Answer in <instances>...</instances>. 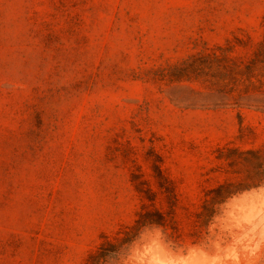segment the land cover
Returning <instances> with one entry per match:
<instances>
[{
    "label": "rangeland",
    "instance_id": "rangeland-1",
    "mask_svg": "<svg viewBox=\"0 0 264 264\" xmlns=\"http://www.w3.org/2000/svg\"><path fill=\"white\" fill-rule=\"evenodd\" d=\"M250 152L264 0H0V264L195 238L215 188L264 181Z\"/></svg>",
    "mask_w": 264,
    "mask_h": 264
},
{
    "label": "clouds",
    "instance_id": "clouds-1",
    "mask_svg": "<svg viewBox=\"0 0 264 264\" xmlns=\"http://www.w3.org/2000/svg\"><path fill=\"white\" fill-rule=\"evenodd\" d=\"M208 206L211 215L195 238L142 224L97 255V264H264V181L209 197Z\"/></svg>",
    "mask_w": 264,
    "mask_h": 264
},
{
    "label": "trees",
    "instance_id": "trees-1",
    "mask_svg": "<svg viewBox=\"0 0 264 264\" xmlns=\"http://www.w3.org/2000/svg\"><path fill=\"white\" fill-rule=\"evenodd\" d=\"M250 153H252L255 156V159L257 161V167L259 168V170L264 172V168H263L264 162H261V160H259V158H256L257 154L255 152H250ZM232 191H234V190H230L229 184H221L217 188H215V190H214L215 196L213 197V199L219 198L222 193L227 194V193L232 192Z\"/></svg>",
    "mask_w": 264,
    "mask_h": 264
}]
</instances>
